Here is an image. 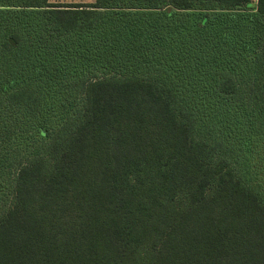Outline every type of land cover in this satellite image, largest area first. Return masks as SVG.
<instances>
[{"label":"trees","instance_id":"obj_1","mask_svg":"<svg viewBox=\"0 0 264 264\" xmlns=\"http://www.w3.org/2000/svg\"><path fill=\"white\" fill-rule=\"evenodd\" d=\"M232 123L264 0H0V264H264Z\"/></svg>","mask_w":264,"mask_h":264},{"label":"rangeland","instance_id":"obj_2","mask_svg":"<svg viewBox=\"0 0 264 264\" xmlns=\"http://www.w3.org/2000/svg\"><path fill=\"white\" fill-rule=\"evenodd\" d=\"M94 0H49L51 3H90ZM229 121H226V123ZM228 138L232 139V153L237 157L242 173H246L250 184L264 196V134L257 138H246L242 128L233 123ZM237 139V141H234ZM241 148V151L238 150Z\"/></svg>","mask_w":264,"mask_h":264}]
</instances>
